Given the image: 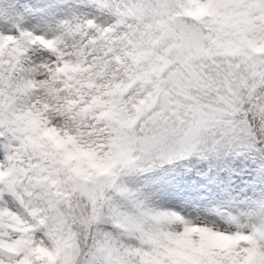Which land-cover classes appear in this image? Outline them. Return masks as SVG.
Segmentation results:
<instances>
[{"label": "snow or ice", "instance_id": "obj_1", "mask_svg": "<svg viewBox=\"0 0 264 264\" xmlns=\"http://www.w3.org/2000/svg\"><path fill=\"white\" fill-rule=\"evenodd\" d=\"M244 173L264 196V0H0V264H264L207 210Z\"/></svg>", "mask_w": 264, "mask_h": 264}, {"label": "rangeland", "instance_id": "obj_2", "mask_svg": "<svg viewBox=\"0 0 264 264\" xmlns=\"http://www.w3.org/2000/svg\"><path fill=\"white\" fill-rule=\"evenodd\" d=\"M122 156L123 153L117 151L111 158L112 160L118 161ZM75 159L86 162L90 169L100 170L101 174L107 170L105 165L95 161L87 152L81 151L76 153ZM233 179H235L239 187L233 193L232 197H218L211 202L207 210L218 219L230 214L232 217L239 219L243 224L247 225L248 228L253 226L257 229L264 228V196H261V186L256 183L254 187L249 188V183L255 182L248 180L247 173L243 174L242 179L236 177H233ZM194 236L200 238L201 251L225 242L221 237H212L200 229H193L178 241L177 247L180 250H191Z\"/></svg>", "mask_w": 264, "mask_h": 264}]
</instances>
